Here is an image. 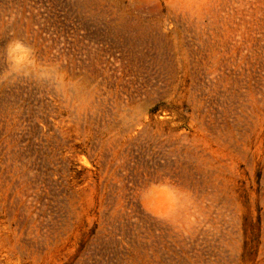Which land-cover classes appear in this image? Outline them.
Here are the masks:
<instances>
[{"label":"rangeland","instance_id":"obj_1","mask_svg":"<svg viewBox=\"0 0 264 264\" xmlns=\"http://www.w3.org/2000/svg\"><path fill=\"white\" fill-rule=\"evenodd\" d=\"M67 1L120 55L185 90L129 101L123 114L118 94L91 106L88 83L58 73L68 115L17 114L13 71L35 61L10 40L0 69V264H109L103 232L127 229L143 236L132 264H195L199 253L210 264H264V0ZM5 29L0 20V43ZM223 82L233 88L221 94ZM188 83L218 85L207 89V124L191 120ZM37 162L59 190L49 218L20 194L24 166ZM126 245L116 244L120 264Z\"/></svg>","mask_w":264,"mask_h":264},{"label":"built area","instance_id":"obj_2","mask_svg":"<svg viewBox=\"0 0 264 264\" xmlns=\"http://www.w3.org/2000/svg\"><path fill=\"white\" fill-rule=\"evenodd\" d=\"M0 20L6 22L5 37L0 43V69L9 67L7 62L2 64V59L8 54L7 43L14 37L24 42V48L35 61L34 68L13 71L11 95L13 111L17 114L45 116L52 122L68 115L70 104L57 79L58 73L86 81L93 92L91 106L118 94L123 114L129 101L158 102L181 90L177 79L170 84L160 82L145 63L135 57H123L111 43L98 38L91 25L68 6L67 0H0ZM217 86L206 88L214 90ZM181 88L185 90L183 85ZM225 88H233L231 82H223L221 94ZM207 89L186 85L191 120L200 124L210 121L206 105L211 92ZM216 104L224 105L225 101L219 99L212 106ZM7 162V156L0 151V174L8 172ZM38 167V162L24 166L26 178L20 194L28 196L27 211L49 218L59 190L48 176L41 179L37 175ZM102 236L112 243L110 253L105 256L109 264H120L116 261L119 250L116 244L122 239L127 242L126 250L121 253L123 264H132L136 244L143 239L132 229H127L125 236L116 230H105ZM210 263L211 259L204 253H199L195 260V264Z\"/></svg>","mask_w":264,"mask_h":264}]
</instances>
